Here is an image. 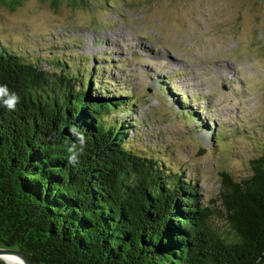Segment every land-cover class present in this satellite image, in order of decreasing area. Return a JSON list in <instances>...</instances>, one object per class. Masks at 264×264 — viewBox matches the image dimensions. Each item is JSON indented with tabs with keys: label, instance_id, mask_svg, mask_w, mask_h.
<instances>
[{
	"label": "trees",
	"instance_id": "trees-1",
	"mask_svg": "<svg viewBox=\"0 0 264 264\" xmlns=\"http://www.w3.org/2000/svg\"><path fill=\"white\" fill-rule=\"evenodd\" d=\"M5 44L0 85L20 101L0 107V248L35 264H264V153L244 178L221 173L214 211L160 151L133 144L119 115L137 101L109 93L99 59L55 58L45 69ZM73 128L86 138L76 165Z\"/></svg>",
	"mask_w": 264,
	"mask_h": 264
},
{
	"label": "rangeland",
	"instance_id": "rangeland-1",
	"mask_svg": "<svg viewBox=\"0 0 264 264\" xmlns=\"http://www.w3.org/2000/svg\"><path fill=\"white\" fill-rule=\"evenodd\" d=\"M52 1L0 3V41L45 69L99 59L109 93L137 101L119 115L133 144L160 151L218 210L221 173L244 178L264 153V0Z\"/></svg>",
	"mask_w": 264,
	"mask_h": 264
},
{
	"label": "clouds",
	"instance_id": "clouds-1",
	"mask_svg": "<svg viewBox=\"0 0 264 264\" xmlns=\"http://www.w3.org/2000/svg\"><path fill=\"white\" fill-rule=\"evenodd\" d=\"M19 101L20 97L16 93L11 92L6 85H0V107L7 108L9 111H14ZM71 131L73 136L76 138V142L72 143L68 147V162L76 165L79 163L80 156L83 153L86 138L84 134L76 128H73ZM54 135L55 134H53L50 138H54Z\"/></svg>",
	"mask_w": 264,
	"mask_h": 264
},
{
	"label": "water",
	"instance_id": "water-1",
	"mask_svg": "<svg viewBox=\"0 0 264 264\" xmlns=\"http://www.w3.org/2000/svg\"><path fill=\"white\" fill-rule=\"evenodd\" d=\"M2 256H14L18 257L20 262L19 264H35L26 254L16 251L13 249H6V248H0V259L3 260L7 264H12L9 262H6Z\"/></svg>",
	"mask_w": 264,
	"mask_h": 264
},
{
	"label": "bare ground",
	"instance_id": "bare-ground-1",
	"mask_svg": "<svg viewBox=\"0 0 264 264\" xmlns=\"http://www.w3.org/2000/svg\"><path fill=\"white\" fill-rule=\"evenodd\" d=\"M163 59L167 60L168 62H170L171 60H169L167 57H164ZM2 258L9 263L12 264H19L20 260L18 257H14V256H2Z\"/></svg>",
	"mask_w": 264,
	"mask_h": 264
}]
</instances>
